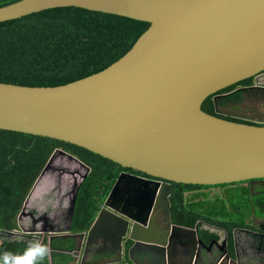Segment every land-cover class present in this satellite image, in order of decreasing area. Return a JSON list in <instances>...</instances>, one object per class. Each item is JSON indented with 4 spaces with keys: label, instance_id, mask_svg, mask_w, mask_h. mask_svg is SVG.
<instances>
[{
    "label": "water",
    "instance_id": "water-1",
    "mask_svg": "<svg viewBox=\"0 0 264 264\" xmlns=\"http://www.w3.org/2000/svg\"><path fill=\"white\" fill-rule=\"evenodd\" d=\"M69 6L150 26L123 57L87 77L58 86L0 81V128L72 143L156 178L121 172L88 230L58 234L77 240L65 252L68 264H77L76 254L84 261L97 237L110 240L120 252L119 260L102 264H117L127 254L128 264H136L133 254L141 246L156 248L161 262L169 264L176 241L183 256L190 246L204 243L198 239L199 225L174 222L172 182L264 179V125L202 109L210 95L264 70V0H19L0 7V22ZM55 155L85 165L57 149L33 188ZM78 185L71 199L72 220ZM189 230L195 238L182 235ZM51 232L50 241L57 236ZM198 256V264H207L215 252Z\"/></svg>",
    "mask_w": 264,
    "mask_h": 264
},
{
    "label": "trees",
    "instance_id": "trees-1",
    "mask_svg": "<svg viewBox=\"0 0 264 264\" xmlns=\"http://www.w3.org/2000/svg\"><path fill=\"white\" fill-rule=\"evenodd\" d=\"M16 1L19 0H0V7ZM149 26L146 21L75 6L46 9L0 22V81L58 86L87 77L123 57ZM236 87L231 85L210 95L202 109L228 120L254 124L220 114L227 108H239L245 101V93ZM57 149L77 156L90 168L79 187L73 233L92 226L120 173L132 170L72 143L0 128V258L6 253L20 255L31 243L39 241L48 248L40 264H51V260L54 264L70 262L65 252L76 247L74 238H59L51 243L48 235H43L39 240L33 234L20 233L18 222L27 197ZM172 184L170 199L175 223L194 226L205 219L228 226L222 223L223 219L215 218L218 212L207 211L203 202L188 198L187 191L197 185ZM233 225H237L236 220ZM51 249L58 250L53 259Z\"/></svg>",
    "mask_w": 264,
    "mask_h": 264
},
{
    "label": "flooded vegetation",
    "instance_id": "flooded-vegetation-1",
    "mask_svg": "<svg viewBox=\"0 0 264 264\" xmlns=\"http://www.w3.org/2000/svg\"><path fill=\"white\" fill-rule=\"evenodd\" d=\"M233 85L237 86L236 89L238 91L239 89H244L242 92L245 93L246 102L253 103L256 108L259 105V108L264 110V70ZM245 101L243 100L242 105ZM220 114L225 117L264 125V123L258 122L259 120H264V112L261 114L259 111L254 113L245 112L244 110H239V108H227L221 111ZM239 115L254 120L243 119ZM86 167V172L83 173L74 171L71 168L68 169V173L73 180H70L71 183H68L67 186L66 180L63 179V174L67 173V171L62 167H58L57 169L62 170L60 173L56 172L59 175L56 176L57 184L53 189L54 196L52 197H58V199L63 200L73 194L79 186V182L81 181L82 183L85 180L84 175L89 174L90 168ZM124 171L149 179L153 178L144 173H138V171L123 170L122 172ZM194 185L198 187L187 191L186 195L188 198L195 202H203L207 211L212 209L211 212H218V215H214L215 218L223 219L222 221L224 222L222 223H227L228 226L226 224L212 223L205 219L199 220L198 239L202 237L204 243L198 244V248L197 244L190 246L193 251L191 250L189 254L183 256L185 264H198V253L200 254L202 251L215 252V256L207 264H264V179L214 185ZM232 196H236L237 199H232L231 201ZM240 196L241 198H239ZM251 199L252 202L250 201ZM223 211L227 213L224 214ZM171 214L174 219L172 206ZM48 215L43 213L36 218L33 215L31 216L33 221L35 219L44 220L45 223H43L42 229L46 231L53 224ZM162 217H166L165 210L162 212ZM235 220L237 225L234 226ZM186 227L194 228L193 226ZM202 231L204 234L201 233ZM184 234L189 236V238L193 236V232L190 230L182 233V235ZM193 237L195 238V236ZM181 245L179 241H176L175 249L170 254L172 262L179 256ZM137 250L144 251V248L141 246ZM216 253L219 254L218 257ZM228 253L231 258H229Z\"/></svg>",
    "mask_w": 264,
    "mask_h": 264
},
{
    "label": "crops",
    "instance_id": "crops-1",
    "mask_svg": "<svg viewBox=\"0 0 264 264\" xmlns=\"http://www.w3.org/2000/svg\"><path fill=\"white\" fill-rule=\"evenodd\" d=\"M76 161V160H75ZM77 163H79L81 166L85 167L87 169V167L85 165H83L82 163H80L79 161H76ZM46 175V174H45ZM44 175V176H45ZM81 183V181L79 182ZM34 189V190H33ZM30 195L28 196L30 199V202L26 203V205L24 206V208H26L25 210H33L35 211V215L34 217L36 218L37 216H39L40 214L43 213H47L49 214V218L53 221L52 226H50L49 230L42 229L44 220L41 219H35L34 221L32 220V217L29 215L28 218L30 219V221L32 223H34V228H23L21 229V231L23 233H28V234H33L34 237H37L39 240L41 239V236L43 235H48L49 239H50V235L52 234V230L55 231V233L57 234V236L53 239H59V238H64L61 235V233L67 232V234H74L72 232V216H71V199L74 195H72V197L70 198V202H67L66 197L61 200L55 198L53 199L52 197H48L46 196L44 201L41 202H31L32 197L34 196L35 192H36V188H33ZM52 187H50L47 191H45V194H50ZM54 195V194H53ZM66 208H70V213L66 212ZM50 212V213H49ZM29 213V212H28ZM74 219V218H73ZM201 224V223H200ZM199 225V221L196 225H194L193 227ZM200 226V225H199ZM201 233L204 234V232L202 231ZM184 237H186L185 239L189 238V236L187 235H183ZM68 237H65L64 239H67ZM69 238H73L71 236H69ZM52 240V241H53ZM76 240V239H75ZM52 241H50L52 243ZM77 241V240H76ZM39 242V241H38ZM144 251H136L133 254V258L134 261L136 262V264H164L161 262L160 257H159V253L157 252L156 248H150V247H146L143 246ZM53 251V252H52ZM58 250H52L50 252V259H53V253H56ZM75 256L78 257V262L77 264H102L105 262H109V261H116L119 260L120 258V252L118 249H113L112 248V244L110 240H106L102 237H97L94 238V241L89 245V249L87 251V254L85 255L84 261L83 260V255H79L76 254ZM70 257V255H69ZM178 259V260H177ZM176 260H174L172 262L171 258L167 259V263H171V264H185V260L183 259V254H179V256L177 257ZM184 260V261H183ZM51 264L53 263V260H51ZM132 263V260L130 258V255L127 254L123 257L122 261L117 263V264H128V263Z\"/></svg>",
    "mask_w": 264,
    "mask_h": 264
},
{
    "label": "rangeland",
    "instance_id": "rangeland-1",
    "mask_svg": "<svg viewBox=\"0 0 264 264\" xmlns=\"http://www.w3.org/2000/svg\"><path fill=\"white\" fill-rule=\"evenodd\" d=\"M258 108H256V106L253 105V103H250L249 101H245L243 103V105H240L239 110H244L245 112H254L256 113L257 111H259V113H263L264 110L259 108V105H257ZM58 167H62L64 168V170L67 171V173H64L63 175V179L66 180V186L68 185V183H71L70 180H73V178L69 175L68 173V169H72L74 171H79V172H86V168L81 166L79 163H77L75 161V159L73 158H69V157H63V156H57L55 155L52 162L50 163V166L48 168V171L46 172V175L40 180L39 184L35 187L36 188V192L34 194V196L32 197L31 202H41L44 201L46 196H54V187L57 184L56 183V176L59 174H56V172L60 173V171L62 169H57ZM50 187H52L50 194H45ZM73 194H70V196H67V202H70V198L72 197ZM53 199H55L54 197H52ZM26 208L22 209V212L19 215L18 218V222L19 225L21 227V229L23 228H34V223H32L30 221V219L28 218V216L31 214L34 216V213H36L33 210H25ZM29 212V213H28ZM66 212L70 213V208H66ZM28 215V216H27ZM30 215V216H31ZM32 217V216H31ZM38 220V219H37ZM20 233H23L20 230ZM19 233V234H20Z\"/></svg>",
    "mask_w": 264,
    "mask_h": 264
},
{
    "label": "clouds",
    "instance_id": "clouds-1",
    "mask_svg": "<svg viewBox=\"0 0 264 264\" xmlns=\"http://www.w3.org/2000/svg\"><path fill=\"white\" fill-rule=\"evenodd\" d=\"M48 254L46 245L39 242L31 243L22 254H4L0 264H40Z\"/></svg>",
    "mask_w": 264,
    "mask_h": 264
}]
</instances>
